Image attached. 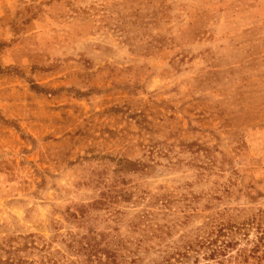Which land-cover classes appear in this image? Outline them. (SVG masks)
I'll return each mask as SVG.
<instances>
[{
    "label": "rangeland",
    "instance_id": "1",
    "mask_svg": "<svg viewBox=\"0 0 264 264\" xmlns=\"http://www.w3.org/2000/svg\"><path fill=\"white\" fill-rule=\"evenodd\" d=\"M0 41V264H264V0H0Z\"/></svg>",
    "mask_w": 264,
    "mask_h": 264
},
{
    "label": "trees",
    "instance_id": "2",
    "mask_svg": "<svg viewBox=\"0 0 264 264\" xmlns=\"http://www.w3.org/2000/svg\"><path fill=\"white\" fill-rule=\"evenodd\" d=\"M5 47L6 46H5L4 42L0 41V51H2ZM228 243H229V241H227L224 246H228ZM257 248H258V245L256 244L255 248H253V252H256ZM218 249H220V248H218ZM218 251L220 252V250H215L214 252H218Z\"/></svg>",
    "mask_w": 264,
    "mask_h": 264
}]
</instances>
